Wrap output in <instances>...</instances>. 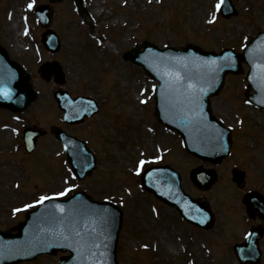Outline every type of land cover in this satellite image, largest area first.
Here are the masks:
<instances>
[{
    "label": "rangeland",
    "instance_id": "rangeland-1",
    "mask_svg": "<svg viewBox=\"0 0 264 264\" xmlns=\"http://www.w3.org/2000/svg\"><path fill=\"white\" fill-rule=\"evenodd\" d=\"M84 1L88 24L75 13L71 1L54 5L52 28L60 37L61 48L53 58L38 48L41 29L32 12L27 11L29 3H33L34 9L47 0H0V45L30 73L38 91L35 103L18 114L24 122L44 129L60 124V112L52 99L56 88L43 82L36 72L39 64L48 59L62 65L66 74L64 89L71 95L87 94L102 102L100 113L92 120L77 128L66 127L68 132L86 140L97 156L96 170L81 186L71 178L60 146L48 136L27 156L19 138L11 131L0 130V224L22 219L23 214L9 210L12 207L32 202L39 195L81 187L97 199L116 202L123 210L117 245L119 264H186L180 253L191 247L203 248L208 253L207 256L200 253V264H235L231 262L232 246L246 230L241 228L244 221V208L239 204L241 193L233 189L227 173L231 160L216 169L215 188L204 193L193 189L188 171L195 167L194 160L181 154L177 136L171 139L164 130L158 131L160 128L150 116L152 107L145 105L139 110L138 100L147 97L152 84L117 54L115 58V50L122 52L148 40L158 47L193 43L215 51L223 48L239 51L251 37L264 30V0H230L238 13L227 20L215 11L218 0ZM94 30L114 47L98 43L93 37ZM25 45L32 51L24 50ZM243 78L244 73L228 77L221 94L212 100V107L215 115L235 127L233 164L245 171L248 188L250 183H255L252 187L264 186V115L250 113L243 104L246 90ZM2 111L0 125L8 121ZM246 116L250 118L248 121ZM248 143L254 148V155ZM156 147L163 151L160 162L180 172L183 190L191 197L209 202L217 218L214 230L193 234L173 209L139 189L135 176L138 160L149 161L144 168L152 165ZM21 191L26 196L15 200V192ZM141 245H147L148 249L143 250ZM260 245L264 251V239ZM32 264H56V259L43 257Z\"/></svg>",
    "mask_w": 264,
    "mask_h": 264
},
{
    "label": "water",
    "instance_id": "water-1",
    "mask_svg": "<svg viewBox=\"0 0 264 264\" xmlns=\"http://www.w3.org/2000/svg\"><path fill=\"white\" fill-rule=\"evenodd\" d=\"M51 13L50 10L47 12L48 20ZM44 42L47 44L46 39ZM53 46L50 48L55 52L58 45L54 43ZM143 49V52L134 50V54H128L126 58L142 66L147 74L159 81L160 85L156 88L157 119L168 128L177 130L183 137L187 150L195 156L211 162L220 160L227 153L229 134L209 115L207 98L217 94L224 75L239 72L240 63L244 61L250 66L247 81L255 91L249 99L264 109V91L258 89V81L253 78L254 66L257 75L259 68L264 66V33L253 39L243 54L226 51L221 55H214L193 46L157 52L154 47L144 44ZM49 75V72L44 71L42 77L49 80ZM55 79L61 81L60 72L55 74ZM23 80L20 69L13 66L0 49V87L8 92L7 96L0 95V106L16 111L34 98V94L22 83ZM193 93L195 103L190 102ZM52 132L61 138L58 130L52 129ZM83 145L78 144V150L86 155ZM69 149L73 151L74 146L71 145ZM74 162L75 158L72 156L70 163ZM93 166L92 161L86 173ZM166 187V183H155L147 188L164 200L168 191ZM85 199L42 204L37 211L28 214L26 222L17 228V234L0 233V264H16L57 250H69L71 254L69 257H62L60 264H115L114 248L121 223L120 213L113 207L94 204ZM165 199L172 200L170 196ZM76 231L89 241L90 252L86 251L82 256H78L71 248L58 246L64 243L58 233Z\"/></svg>",
    "mask_w": 264,
    "mask_h": 264
},
{
    "label": "snow or ice",
    "instance_id": "snow-or-ice-1",
    "mask_svg": "<svg viewBox=\"0 0 264 264\" xmlns=\"http://www.w3.org/2000/svg\"><path fill=\"white\" fill-rule=\"evenodd\" d=\"M224 0H218V3L215 5V10L217 12L220 11L221 6L223 5ZM29 10L33 8V3H29L28 5ZM215 17H213L214 20ZM213 20H209V23H212ZM25 34H27V30L25 31ZM212 64H215V61L211 62ZM254 79L258 81L257 87L259 90L264 91V66H261L259 68V74L257 75L255 73V66H254ZM191 87V86H189ZM0 95L7 96L8 92L5 88L0 87ZM190 102L195 103L196 102V97L195 93L192 94L190 98ZM149 163V161L146 160H140L139 164L137 165V175L140 174V170L143 169L144 165ZM67 191H71V189H66L64 193H61L60 195H65ZM46 199H49V197L41 196L39 198V203H43ZM27 208L34 207V205H27ZM26 209H16V211H23ZM60 238L64 241V243L58 245L61 247H66V248H71L73 251L77 253L78 256H82L86 254L87 252H90V247H89V241L85 239V236L82 235L79 231H76L74 233H68L64 234L63 232L58 233ZM93 247H98V245H92ZM93 255L95 253H92Z\"/></svg>",
    "mask_w": 264,
    "mask_h": 264
}]
</instances>
